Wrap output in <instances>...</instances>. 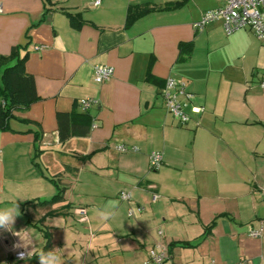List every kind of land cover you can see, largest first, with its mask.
I'll use <instances>...</instances> for the list:
<instances>
[{
    "label": "crops",
    "instance_id": "1",
    "mask_svg": "<svg viewBox=\"0 0 264 264\" xmlns=\"http://www.w3.org/2000/svg\"><path fill=\"white\" fill-rule=\"evenodd\" d=\"M223 1L0 0V57L25 54L38 95L0 128V210L18 204L13 228L35 247L10 258L19 238L0 229V264H39L49 250L60 264H146L156 242L164 264H264V45L220 20L193 27ZM136 5L155 9L127 24ZM98 64L113 69L100 83ZM168 76L203 108L184 125L163 106ZM78 99L94 102L82 111ZM72 109L92 122L62 142L56 113Z\"/></svg>",
    "mask_w": 264,
    "mask_h": 264
},
{
    "label": "built area",
    "instance_id": "2",
    "mask_svg": "<svg viewBox=\"0 0 264 264\" xmlns=\"http://www.w3.org/2000/svg\"><path fill=\"white\" fill-rule=\"evenodd\" d=\"M101 0H92L94 6L100 5ZM1 10V3H0ZM220 20L223 25L224 32L231 34L234 31L243 28H249L255 37L264 45V0H224L223 4L206 10L199 20L193 23L196 30L202 29L206 24L213 21ZM35 48H38L36 46ZM112 67L104 64H98L93 67V79L100 83L109 79L112 75ZM260 87L264 88V72L259 80ZM163 106L165 110L170 113L179 124H186L192 114H198L202 111V107L193 104L194 94L188 92L185 88V82L177 80L174 77H166L161 90ZM92 99H78L76 105L82 110L86 111ZM120 151H136L137 147L126 145H118ZM162 162V153L160 151H150L148 154V164L151 169L157 168ZM262 197H264V189L261 190ZM118 197L121 200L128 201L131 199L130 193L120 191ZM155 198V195L153 196ZM141 206L136 209L131 207L127 210V215L131 216L135 211L140 212ZM80 214H84V210L80 209ZM262 231L261 227L250 228L248 235L251 237L260 236ZM161 231H159V234ZM18 251L23 249L14 250L10 248V258L21 260L17 258ZM167 248L161 242H156L147 252L146 264H164L167 260Z\"/></svg>",
    "mask_w": 264,
    "mask_h": 264
},
{
    "label": "trees",
    "instance_id": "3",
    "mask_svg": "<svg viewBox=\"0 0 264 264\" xmlns=\"http://www.w3.org/2000/svg\"><path fill=\"white\" fill-rule=\"evenodd\" d=\"M154 9V7L141 5L130 6L126 13V23L129 24L139 16ZM67 14L72 25L78 26L81 23L77 14ZM187 46L188 43L181 44L180 50L184 51ZM12 59L14 61L5 65L0 76V128L2 129L7 128L8 118L12 115L13 110L26 107L38 99L34 78L24 68L26 55L19 56L18 49L13 47L10 55L0 57V64ZM56 120L59 139L62 142L71 136H85L92 122L88 113L74 109L68 112L58 111ZM33 259L30 260L29 264H33Z\"/></svg>",
    "mask_w": 264,
    "mask_h": 264
},
{
    "label": "clouds",
    "instance_id": "4",
    "mask_svg": "<svg viewBox=\"0 0 264 264\" xmlns=\"http://www.w3.org/2000/svg\"><path fill=\"white\" fill-rule=\"evenodd\" d=\"M20 215L19 206L15 202V206L10 209L0 210V229L11 232L14 236L19 238V241L13 244V249H24V251H18L17 258L21 260H26L34 249L33 241L35 240L29 234V230L15 231L13 225L15 223L16 217ZM59 227V225H55ZM33 245L32 249L29 250V246ZM39 264H60V258L55 254L53 250L48 252H41L38 259Z\"/></svg>",
    "mask_w": 264,
    "mask_h": 264
}]
</instances>
